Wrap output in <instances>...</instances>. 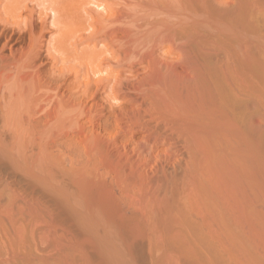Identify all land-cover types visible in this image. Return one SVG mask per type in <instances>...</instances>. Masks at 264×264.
Segmentation results:
<instances>
[{
  "label": "rangeland",
  "instance_id": "obj_1",
  "mask_svg": "<svg viewBox=\"0 0 264 264\" xmlns=\"http://www.w3.org/2000/svg\"><path fill=\"white\" fill-rule=\"evenodd\" d=\"M60 1L67 23L91 25L103 12L89 3L109 0ZM140 15L124 27L138 38L129 62L123 25L106 33L123 39L115 67L101 44L80 47L108 74L89 73L77 109L0 111V264H264V0H162L161 17ZM27 20L0 26L3 64L28 52Z\"/></svg>",
  "mask_w": 264,
  "mask_h": 264
},
{
  "label": "bare ground",
  "instance_id": "obj_2",
  "mask_svg": "<svg viewBox=\"0 0 264 264\" xmlns=\"http://www.w3.org/2000/svg\"><path fill=\"white\" fill-rule=\"evenodd\" d=\"M125 1L126 0H123L124 3ZM144 1L146 4V0ZM147 1H148L147 2L148 5L145 4H143L144 6H141L140 4H135L134 6L131 5V7H133L132 9H135L134 7H138L139 11L137 10V13H135V10L132 11L130 8L128 9L131 3L129 4L128 1L127 4L126 2V4L123 6H125V8L131 12V14H129V11H126V13L124 12V16L123 13L120 16L119 10H121L122 8L121 7L122 3L120 6L117 0H109L106 4H96L95 2L94 4L93 2H90L89 4L95 6L97 11H102L103 13L96 12L97 13L96 19L94 18L95 20L94 22H92L91 25H89L90 23L87 20H85L87 22L84 23H88V24H84V23L81 24L82 20L78 18L80 20V23L78 22L79 25H77L74 24V21L77 19V17H75L76 18L75 19L72 16L74 18L72 24L69 23V21H71L70 19L68 23L66 22L69 12L68 9L66 8L67 6L65 7L64 5L67 11L65 10L64 7H61L66 2L61 3L60 1L59 4V0H0V26L2 25L1 29H3V26L6 28L7 26H9L11 28H16V29L20 28L21 30L22 23L19 24L17 20L19 19V15L22 12L26 13L28 16L27 27L30 28L28 29L30 30V32L27 30L29 32L30 46L28 52H26L22 56L23 58L21 57L22 58L21 60L19 59L13 64H9V65L3 64L4 62H2L1 61L2 59L0 58L1 59L0 62H2L3 65L1 63L0 64L2 65V67H5L2 68L0 65V92H1L0 95L2 94L0 96V111L5 113L4 116L5 115L9 116V114L12 115V112L17 111L20 108H24L25 110L27 109L32 110L35 107H38L39 105L40 106L42 105V107L45 108L46 107L49 108V106H51L52 104L51 103L52 100L55 101V104L53 103V105L56 111L67 110L71 106L72 107L75 106L77 109V107H79V105L83 103L82 101L83 95L88 93L92 87V84L95 83L93 79L89 78V73H93V75H96L98 73L99 74L104 73L105 75L108 74L106 69L103 70L100 67L93 68L92 66L96 63L98 59L97 55H95L96 56L95 57L94 54L91 53V51H87V50L82 51L80 50V47L83 45L87 47L93 45L94 48H98V46L101 44V46L105 48L104 51L108 53L107 56L109 55L108 58H110V60L108 59V61L109 63H111V66L109 65V67L112 68L113 66L112 62L120 57L117 51L118 50L117 46H116L117 48L116 50L115 47H114L115 49H113V45L117 44L118 46H120V42L123 39H120L119 40L120 42L117 41L116 38L112 40H108L106 33L109 30L115 31L119 25H123V27L120 26V28L121 27L123 28V32L125 31L124 33H126V35L124 36L125 44L122 41L121 45L124 46L126 50V55L125 57L124 56L120 57V59L124 58L121 59L120 61L121 62L125 61L126 63L129 62L128 60L133 57V50L131 49L135 44V40L137 43V39H138L137 38L135 40L134 39L132 40V37L134 36L133 34L134 31L131 30H133V27L130 28L131 30L127 29V32L126 29L124 30L125 26H128L129 28L133 24L132 21L133 19L131 20V16L133 17L135 14H138L140 12L141 13L144 12V14L147 17L149 16L150 18L151 17L157 18V16L161 17L162 15V0H147ZM33 3H34L33 6L30 5ZM116 6H120L121 8L119 7L120 9H117L118 10L117 11ZM114 7H116L115 10ZM34 8H38V10H35ZM70 8L72 7L70 6ZM145 9L147 11H145ZM122 10H124V8H122ZM116 12L119 13L118 14L119 16H117ZM132 12H134L135 14L134 13L132 14ZM140 16L141 19L146 17V16L142 17V15ZM33 21H36L35 23L40 21L39 23L41 26L38 25L41 27L40 30H35L37 27L33 29L35 25L34 23L32 28ZM134 21H136L135 17H134ZM138 21H140V19ZM48 26H50L49 29H51L53 33L50 35V38L48 40L46 39L47 40L46 43L43 44L42 42L43 35L41 34V32L44 29H46ZM149 26L151 28L149 29V27L147 26L148 27L146 32L147 34H144V31L142 32L141 28L138 29V31H141L140 33H143L144 36L146 35L143 38L142 37L143 34L139 33L141 35L140 39L143 38L146 44H148L151 41V38L153 37L157 39L162 38V20L154 21L150 23ZM144 27L146 26H143L142 29ZM160 44H162V42ZM122 46H120L119 48L122 49L123 48ZM107 47H109V50L108 49L106 50ZM43 48L45 49L43 50V53H46L45 59L47 56L48 57L47 59H50L52 62L51 63L52 66L50 70H48L47 72H42L37 66L38 64L35 65L36 61H38L37 58H40L38 57V54L40 51H42ZM105 52H103V54ZM115 66L116 64L114 63L113 67ZM5 71L7 72L6 74H8L6 76H4L3 74L5 73ZM26 73H29V75H25ZM110 76L112 75L110 74ZM69 77H72L70 78L71 80L69 79ZM36 93L38 94L41 93V95H43V99L40 98L42 96L39 97L40 99H36L37 98V96H35ZM33 95L35 96V98ZM72 107L70 109H72ZM75 107H73V109Z\"/></svg>",
  "mask_w": 264,
  "mask_h": 264
}]
</instances>
